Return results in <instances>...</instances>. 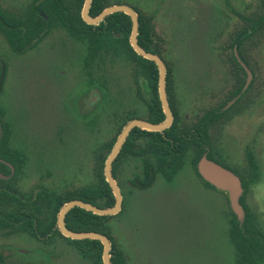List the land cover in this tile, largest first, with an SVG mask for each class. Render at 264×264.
Returning a JSON list of instances; mask_svg holds the SVG:
<instances>
[{"label": "rangeland", "instance_id": "obj_1", "mask_svg": "<svg viewBox=\"0 0 264 264\" xmlns=\"http://www.w3.org/2000/svg\"><path fill=\"white\" fill-rule=\"evenodd\" d=\"M113 1L154 15L155 32L164 40L163 59L174 73L181 109L190 114L207 107L210 97L227 79L218 46L233 24L232 10L244 11L254 0ZM28 3L0 0L1 6L17 11L24 10ZM83 50L55 29L35 49L19 56L0 35V59L8 68L0 106L8 110L16 128L11 144L27 154L24 190L38 172L48 173V186L58 191L86 184L91 179L93 150L115 132L121 112L118 92L129 83L130 65L115 59L103 64L102 69L91 70V77L97 82L103 80L106 90L102 94L91 89V105L85 104V111L89 110L93 124L87 128L84 120L76 117L80 111L76 102L83 86ZM258 59L261 93L250 110L226 126L222 148L234 167L243 165L245 151L252 154L258 183L249 187L245 204L264 232V45ZM63 125L68 127L65 138H52L55 128L64 130ZM137 172L139 163L135 161H128L120 169L117 183L123 196L122 210L108 222L112 238L131 264H234L223 217L226 193L219 191L217 195L201 188L188 165L174 182L158 178L151 189L144 191L127 184ZM12 240L20 252H32H15L20 264H92L72 248L57 246L56 252L49 254L24 235Z\"/></svg>", "mask_w": 264, "mask_h": 264}, {"label": "trees", "instance_id": "obj_2", "mask_svg": "<svg viewBox=\"0 0 264 264\" xmlns=\"http://www.w3.org/2000/svg\"><path fill=\"white\" fill-rule=\"evenodd\" d=\"M84 0H32L25 10L5 8L0 6V34L11 50L22 54L34 48L45 38L53 28L64 29L67 35L85 46V64L90 69L93 65L103 64L105 55L112 54L125 59L130 70L140 72L146 77L147 88L151 94L150 112L146 120L150 123L163 121L157 98V69L153 62L138 56L130 47L128 38L131 31V20L123 13H113L106 16L96 26L85 24L80 16ZM120 4L113 0H91L88 13L95 17L105 8ZM138 17L137 42L145 51L163 58L164 40L155 32L154 15L133 7ZM233 24L224 32L218 46L221 63L227 75L223 89L212 97L210 104L202 110L199 141L194 138H159L161 133L148 132L134 128L124 141L119 153L112 162V176L115 180L123 163L136 161L140 163L142 178L135 176L132 185L140 190L149 189L157 175L170 182L186 161L190 160L195 173L198 159L207 154V158L221 163L217 158V135H221L227 123L233 118L246 113L256 103L262 85L259 53L264 45V0H254V3L244 11L232 10ZM241 62L252 75L247 89L240 94L245 83V72L234 57L233 49ZM166 65V88L169 106L174 115L172 125L162 134L165 136L180 135L184 129L181 117L175 106V80L168 61ZM6 75V64L0 62V94L3 90ZM91 79H95L91 77ZM236 98L234 103L223 110L224 106ZM125 121L117 125L115 132L105 142L100 143L92 153L91 179L82 186L64 188L62 191L39 194L34 202L37 206L22 202L0 189V230L7 228L32 230L25 223H19V217H34L37 229L46 226L51 231L55 227L56 217L61 207L71 200H81L98 208H108L114 205L111 190L103 176L104 162L120 133ZM183 128V129H182ZM0 158L11 163L18 172L23 164V156L19 150H9L6 135L8 133L4 117L0 112ZM187 132V131H186ZM135 136L141 138H134ZM197 145V146H196ZM245 167L233 168L227 165L241 180L243 189L239 203L244 211L242 222H238L230 211L228 239L234 249L235 264H264V234L258 227L255 215L245 205L244 199L250 186L258 181L256 162L251 153H245ZM0 167L2 165L0 164ZM197 174V173H196ZM1 182V181H0ZM4 183V182H2ZM203 183L211 187L208 183ZM44 214L47 220L41 222L37 215ZM120 213V212H119ZM118 213V214H119ZM117 214V215H118ZM115 216H98L74 207L64 217L65 226L74 232H96L107 236L111 243L110 261L112 264H131L128 255L118 246L111 236L108 222ZM18 218V219H16ZM11 219L13 222H8ZM14 224H17L15 227ZM57 232V230H56ZM58 233V232H57ZM77 253L92 264H102V245L97 240H69Z\"/></svg>", "mask_w": 264, "mask_h": 264}, {"label": "flooded vegetation", "instance_id": "obj_3", "mask_svg": "<svg viewBox=\"0 0 264 264\" xmlns=\"http://www.w3.org/2000/svg\"><path fill=\"white\" fill-rule=\"evenodd\" d=\"M31 2H32V0H29L28 5ZM116 5H125V6L130 7L132 10H134L133 7H131V6L127 5V4H125V3H120V4H116ZM0 6H1V4H0ZM9 8H11V7H9ZM80 13H81V11H80ZM55 29H60L61 31H63L67 35V33L64 31V29H62L60 27L53 28V30H55ZM45 38L41 39L34 46V48H32L30 50L35 49ZM70 39H72V38H70ZM73 41L75 43H78V45L80 44L82 49H84L83 50L84 51L83 52V59H82L83 65H82V69H81L82 70L81 71L82 72L81 85H83V86H82V90L79 91L80 96H79V98H77V102H76L77 106L80 107V111L78 112L76 117L78 118V121L79 120H81V121L84 120L83 121V125L87 126V128H90L91 125L93 124V121L91 119L89 110L85 111V107H86L85 104H88L87 105L88 107L91 105L89 93H90L92 88L101 91L102 94H103V90L104 91L106 90V87H105V84L103 83V80L97 82L96 79H93V80L91 79V70L92 69L93 70L94 69L95 70L96 69L97 70L102 69L103 64L106 65V63H107V65H109L115 59H121L124 62H125V59L123 57H120V56H115V55H112V54H108V55L104 56L105 60H104L103 64L100 63V64H97V65H93L92 66L93 68L90 69L85 64V46H84V44H82L81 42L75 41V40H73ZM30 50H28V51H30ZM28 51H26L25 53H22V54H17V55L23 56ZM161 59L164 62V59L163 58H161ZM1 61L6 64L5 61L0 59V62ZM164 64H165V62H164ZM7 73H8V68H7V64H6V75H5L3 90H2V93L0 94V100H1L2 95L4 94V91H5V86H6V81H7ZM127 74H128L127 79H128L129 83L128 84L126 83V88L125 87L124 88H120L119 92H118V104H119V107L121 108L120 109L121 112H120V116H119V118L117 120V125L121 124L122 121H125V124H126L128 121L133 120V119H138V120H142V121H145L147 123H150V122H148L146 120V118L148 117V113L150 112V106L148 104L151 101V94H150V92L148 91V88H147L148 86H147L146 77L144 75H142V73H140V72H133L131 70L129 72H127ZM166 76H167V72H166ZM166 76H165V93H166V98H167V101H168V93H167V88H166ZM173 76H174V73H173ZM245 76H246V73H245ZM174 80H175V77H174ZM245 80H246V77H245ZM221 89H223V88L219 87L216 90L217 92L213 93V95L211 94L212 96L210 97L209 100H211L212 97L215 96V94H218L219 91H221ZM174 92H175L174 93L175 94V106H176V109H177V112H178L179 116L181 117L180 121H182L181 122L182 126L183 127H185V126L187 127L188 126L189 130L188 129L187 130L184 129V131L180 135H177V136L173 137V136H165L164 134H162L165 130L168 129L167 128V129L159 132V133H161V136L159 138H194V139H196V144L199 145V147H201V142L199 141V138H201V136H200V131H201L200 129L201 128L199 127L200 124L198 125V123L200 122V120H198V119L201 116L202 110L204 108H199L197 111H194L193 113L186 114L181 109V106H180V103H179V99H178V96H177V88H176V86L174 87ZM88 97H89V100L87 102L85 99L86 98L88 99ZM103 97L105 98V94L103 95ZM157 98H158V101H159V104H160L161 111L163 113L162 106H161V103H160V100H159V94H158V72H157ZM100 101L102 103L104 101L103 98H100ZM168 105H169V102H168ZM169 109H170L171 114H172V123H173L174 115L172 113V110H171L170 106H169ZM124 110L125 111L130 110V112H124ZM0 112L3 115L4 122H5L6 126H7L8 133L6 135V138H8V140H7L8 149L9 150H19L21 152V155L24 157L23 158L22 167L19 169L18 172L11 165L10 162L0 158V164L2 165V167H0V181H1L0 182V189L6 191L12 197L17 198V199L21 200L22 202L28 203V204L33 205V206H37L38 204L34 205L33 201H35L37 199V196L39 194H41L42 196H45L47 193H52V192L58 193L60 191H58V189H56V188H51V187L48 186V181H50L49 178H48V175H49L48 173L43 175L40 172L37 173V176L35 177V179H30V181L33 180L32 183L30 184V186L28 188H26L25 190L23 189V187L24 188L26 187L25 185H26V182H27V181L25 182V180L23 179V175H24V172L26 171V167H27L26 166V164H27V154L24 151V149H21V148L11 144V139L15 138L14 135L16 134V132H15L16 128L12 124V119L8 115L9 114L8 110L5 107L2 108L0 106ZM163 115H164V113H163ZM164 119H165V115H164ZM164 119H163V121H164ZM232 120L229 123H231ZM163 121L158 122V123H150V124H160ZM172 123H171V125H172ZM229 123H227L225 125L224 129L226 128V126L229 125ZM63 126L65 128L64 130L61 127H60V129H59V127H56L55 130H54V133H52L50 136L52 138H65L64 132H65V130L68 127H66L67 125L66 126L63 125ZM224 129H223L221 135H217L216 136V138H218V141H217V150H218L217 158H218V160L221 163H223V165L218 163V162H215V161H212V160L208 159L206 153L203 154L198 159V161L205 155L208 160L216 163L217 165L221 166L222 168H224V169L230 171L232 174H234L229 168L224 166V165H227L229 167L235 168L232 165V163L229 162L231 157L228 156L227 154H225L226 151H224V149L222 148V141H223V138H224ZM0 138H2V131L1 130H0ZM134 138H141V137L135 136ZM245 153H250V152L249 151H245ZM187 158H186V161H185L184 166L182 167V169H180L177 173L174 174V176L172 177L170 182L166 181L160 175H157L156 178L154 179V182H153L152 186L149 189H151L154 186V184L156 183V180L158 178L161 179L163 182H166V183L174 182V180L178 176H180V174L185 170V166L186 165L189 166V169H192V171H194L193 167L190 164V160L187 159ZM198 161L195 164V170H196L197 174L194 171L195 177L199 180V182L196 183V184L201 186V188H204L205 190H211L214 194H217V195L219 194L220 195L219 190H217L214 186L210 185L209 183L208 184L211 187H208L205 184H203L204 180L199 175V173L197 171V167H196ZM124 164L125 163H123V165ZM122 166H121V168H122ZM244 167H245V160L243 162V165L241 167H237V168L240 169V168H244ZM257 172H258V168H257ZM136 175L139 176L140 178L143 177L142 176V172H141L140 163H139V172L135 173L133 179L131 181H129L127 184L131 185L137 191H144V190L137 189V188H135L132 185V182H133V180H134ZM235 176L239 179V181L241 183L240 178L237 175H235ZM115 181H116V183L118 182L117 180H115ZM2 182H4V183H2ZM257 183H258V181H257ZM256 184H254V185H256ZM117 185H118V187H119V189L121 191V187H120L119 183H117ZM214 191H216V192H214ZM246 195H247V193H246ZM246 195H245V197H246ZM241 196L239 197V200H240ZM223 198L225 200V204H224L225 205V207H224L225 214H223V217H224V221L226 223V228H227L226 229V234H227L228 233V228H229L228 221H229V218H230L229 212L230 211L232 212V210H231V208L229 206V201H228L227 196H226V198L225 197H223ZM244 203H245V199H244ZM122 205H123V196H122ZM121 210H122V208H121ZM36 217L41 222H43V221L45 222L47 220V216L44 214V210H42L41 214H38ZM16 219H18V218H16ZM19 219H21V221L19 223H25L26 226L32 228V230L26 231V230H21V229H10V228L4 229V230H0V264H20L19 262H17L15 260V255H14V254H16L15 252H20V251H19V249H16L15 246L13 247V244L11 243V240L13 238H15L17 236H20V235H24V236H26V238L31 239L34 243H36L38 245L37 247L44 248L46 252H49V254H54L56 252L57 246H59L60 248L61 247H65L67 249H70V248L75 249V247L66 240V239H69V238L64 237L60 233V231L58 230V227L56 225V222H55V227L51 231H49V230L46 229V226H40V229L38 230L37 229V222L35 221V218L32 217V216L31 217L22 216V217H19ZM56 220H57V217H56ZM8 222H13V221L11 219H9ZM256 222L258 224L257 219H256ZM14 226L16 227L17 224H14ZM258 227L261 230L259 224H258ZM56 230H57L58 233L56 232ZM261 232L264 234V232L262 230H261ZM227 238H228V236H227ZM69 240H71V239H69ZM12 242H13V240H12ZM75 251H76V249H75ZM20 253L31 255L32 252L30 250H27V251H21Z\"/></svg>", "mask_w": 264, "mask_h": 264}, {"label": "water", "instance_id": "obj_4", "mask_svg": "<svg viewBox=\"0 0 264 264\" xmlns=\"http://www.w3.org/2000/svg\"><path fill=\"white\" fill-rule=\"evenodd\" d=\"M91 0H84L82 9H81V19L82 21L90 26H96L103 19L111 15L113 13H123L127 15L131 20V31L129 34V45L132 50L140 57L151 61L156 66L158 72V94L159 100L162 106L163 113L165 115V119L160 124H150L142 120L133 119L128 121L123 128L121 129L120 133L116 137V140L104 162L103 166V176L108 184L111 193L114 198V205L108 208H98L93 206L89 203L83 202L81 200H71L65 203L58 215L56 220V225L60 233L71 240H97L102 245V255L101 261L102 264H112L110 261V249L111 243L107 236L96 233V232H74L66 228L64 217L65 214L72 208L77 207L87 212H90L94 215L98 216H115L117 215L122 208V194L121 191L112 176V162L116 158L117 154L119 153L124 141L126 140L127 136L129 135L130 131L134 128H138L140 130L148 131V132H161L170 127L172 123V114L169 109L168 101L166 98L165 93V76H166V66L163 60L155 54L145 51L142 47L139 46L137 42V33H138V17L134 10L130 7L125 5H112L105 8L100 14L95 17L89 15L88 10L90 7ZM234 57L236 58L237 62L241 65L243 70L246 73V80L245 83L240 91V94L243 93L248 85L251 82L252 75L250 71L246 68V66L241 62L239 59L236 49H233ZM238 96L233 98L229 101L223 108L226 110L229 108ZM197 171L202 179L209 183L210 185L214 186L217 190L226 193V196L229 201V206L232 212L235 214L236 219L238 222H242L244 218V211L239 204V197L242 195L243 189L241 187V183L239 179L232 174L230 171L222 168L221 166L217 165L216 163L208 160L204 155L197 163Z\"/></svg>", "mask_w": 264, "mask_h": 264}]
</instances>
